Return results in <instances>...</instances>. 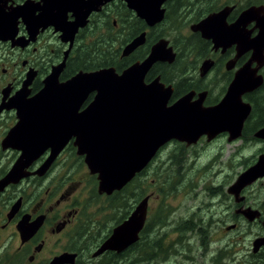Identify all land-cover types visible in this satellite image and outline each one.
Returning <instances> with one entry per match:
<instances>
[{
	"label": "flooded vegetation",
	"instance_id": "obj_1",
	"mask_svg": "<svg viewBox=\"0 0 264 264\" xmlns=\"http://www.w3.org/2000/svg\"><path fill=\"white\" fill-rule=\"evenodd\" d=\"M44 1L0 0L4 26L0 23V264H93L89 262L93 261V253L110 234L98 241L91 257L85 258L92 246H88L91 231L95 229L91 230V226L97 223L100 227L102 223L95 213L101 207L91 208L95 200L94 196L90 199L91 192H97L100 199L111 194L99 192L98 174L91 173L85 155L78 152L74 136L64 143L47 168L43 167L58 148L53 151V144L37 147L42 151L36 152L37 157L24 170L26 175L17 182L2 185L23 153L17 141L6 143L5 140L20 120L17 108L11 107L12 98L19 92L27 98L38 94L45 86V79L61 65L60 83L80 72L109 68L121 75L128 68L138 66L132 70L131 77L135 85L139 83V89H149L151 85L155 90H172L169 105L192 93L191 100L203 98L205 107L219 104L228 90H232L237 73L247 68L249 79H253L251 87L243 89L248 90L241 98L250 104L251 110L241 136L230 140L229 132H221L211 140L202 135L192 144L179 142L194 145L203 138L210 142L225 136L230 143H241L239 148L255 144L251 145L255 156L250 161L238 160L243 151L240 156L230 154L227 158L230 172L238 164L241 170L233 181L208 187L211 208L208 203L204 205L208 207L206 214L210 213L208 222H214L209 226L198 225L197 230L205 232L200 241L202 249L214 258L224 256L227 259L224 264H264V176L238 193L232 188L238 176L264 154V138L256 135L264 127V50L258 55L249 47L239 49L238 43L231 39L216 47L213 39L193 29L208 15L227 6L232 9L226 24H234L244 10L264 2L208 0L207 7H194V3L198 5L202 0H161L158 10L162 16L156 21L152 13H156L159 0L151 3L76 0L79 6H87L88 13L77 25L73 39L66 40L69 32L65 28L70 26L73 30L76 25L75 11L66 3L58 12L56 3L48 2L51 5L48 8ZM26 2L31 9L23 16L18 9ZM243 28L251 37L259 32L254 19L249 18ZM117 40L121 42L118 44ZM129 45L131 48L126 51ZM156 46L160 55L152 54ZM95 95L96 91L88 95L80 111L91 104ZM173 140L178 139L170 141ZM36 224L39 227L33 231ZM137 242L123 252L134 248ZM10 252L14 255L12 261ZM107 252L119 254L106 251L97 259ZM68 254H76L74 263L69 262Z\"/></svg>",
	"mask_w": 264,
	"mask_h": 264
},
{
	"label": "water",
	"instance_id": "obj_2",
	"mask_svg": "<svg viewBox=\"0 0 264 264\" xmlns=\"http://www.w3.org/2000/svg\"><path fill=\"white\" fill-rule=\"evenodd\" d=\"M160 1L157 2L156 13H152L156 15V21L162 16V12L158 10ZM44 2L48 8L51 6L48 2L56 3L58 12L66 3L72 6L77 17L76 25L73 30L70 26L65 28V31L69 32L65 39H73L79 23L84 21L88 13L87 6H79L76 0ZM29 6L30 3L26 2L16 9L23 16H27V10L31 9ZM231 9L232 7L227 6L208 15L193 26V29L200 30L203 37L213 39L216 47L223 45L226 39H231L238 43L239 49L249 47L254 49L256 54H262L264 5L250 6L241 13L234 24L227 25L226 17ZM249 18L256 20V27L259 28L255 37H251L249 33L246 35L244 28L242 29L247 25ZM0 23L3 26L1 13ZM128 48L131 46H127L125 50ZM152 54L160 55L158 46ZM62 67L63 65L53 69L38 94L27 98L19 92L12 98L11 107L17 108L20 120L5 140L6 143L17 141L23 153L3 179L2 185L17 182L26 175L24 170L37 157L36 152L42 151L37 147L53 144V151L58 148L43 167L47 168L64 143L74 136L78 152L85 155V162L91 173L98 174L99 192L112 194L127 185L150 163L159 148L172 139L192 144L202 135H207L210 140L221 132H229L230 140L241 136L244 121L251 110L250 104L243 102L241 98L242 93L248 90L243 89L251 87L250 81L253 79H249L247 68L237 73L232 90H228L219 104L205 107L203 98L198 101L191 100L192 93L169 105L172 90H155L151 85H148L149 89H139V83L135 85L131 77V72L139 68L138 66L128 68L121 75L109 68L80 72L68 81L60 83L58 77ZM92 91H96L94 100L80 111L81 105ZM256 135L264 138V127ZM263 176L264 154L238 176L232 186L233 191L238 193L244 186ZM150 197L149 194L142 198L130 215L113 227L110 235L93 253L94 257L106 251L121 253L139 241L140 232L147 220ZM38 227L39 224H36L32 230L36 231ZM67 256L70 258L69 262L74 263L76 254Z\"/></svg>",
	"mask_w": 264,
	"mask_h": 264
},
{
	"label": "rangeland",
	"instance_id": "obj_3",
	"mask_svg": "<svg viewBox=\"0 0 264 264\" xmlns=\"http://www.w3.org/2000/svg\"><path fill=\"white\" fill-rule=\"evenodd\" d=\"M238 1L242 3V0ZM208 4V0L207 3L202 0L199 1L198 5L194 3L193 6L201 7L203 5L207 7ZM120 42L117 40L118 44ZM214 140L208 142L206 138H203L194 145H186L177 140L166 143L149 164L145 174L136 180L130 188L132 190L130 198L132 206L131 209H128V214L143 197L152 194L149 199L147 216L148 237H141L134 248L125 253V258L118 259L117 264L225 263L227 259H224V256L214 258L212 253L202 249L203 243L200 241L203 240L205 232L197 230V226L204 224L209 226L214 222H208L210 213L206 214L208 207L204 205L209 204L211 200L208 195V187L218 182L233 181L237 177V172L241 170L242 166L238 164L230 172L229 167H227L229 162L227 158L230 154L233 157L240 156L239 153L243 151L238 160L244 158V161H250L255 156V149L251 145L255 144H244L245 149H243V147L239 148L241 143H230L225 136L217 137ZM137 193H140L139 196ZM94 195L96 194L92 191L91 200ZM94 198L91 208L104 206L105 199L96 196ZM201 205L205 206L202 211ZM209 208H211L210 204ZM198 209L203 214H199ZM95 213L102 223L99 229L96 228L91 231L92 235L88 246H92H89V254H86L85 258L91 257L100 240L99 237L103 235L109 225L112 224V227L116 222L111 210H101L100 213L98 211ZM119 215H121L119 212L115 214L116 217ZM185 222L190 224L192 228L186 229L181 235ZM111 227L108 229L109 231ZM156 239L159 240L154 245ZM158 242L160 243L158 244ZM161 244L163 249L160 250ZM13 256V253L10 252V261L14 260ZM92 259L93 261L89 262L93 264L106 262L103 256L99 259L97 257Z\"/></svg>",
	"mask_w": 264,
	"mask_h": 264
},
{
	"label": "trees",
	"instance_id": "obj_4",
	"mask_svg": "<svg viewBox=\"0 0 264 264\" xmlns=\"http://www.w3.org/2000/svg\"><path fill=\"white\" fill-rule=\"evenodd\" d=\"M253 2H264V0L262 1H258V0H249V3H253ZM149 166V165H148ZM148 166H146L141 172H139L134 180L131 182V184H127L125 185L121 190H116L114 191L111 195H109L105 200V204L104 206H102L100 209H99V213L101 212V210H111L113 213H114V217H115V224H118L120 222H122L129 214V210L128 209H131V206L132 204L130 203V198H131V192L132 190L130 188H132L133 184L136 182V180L140 177V176H143L145 174V172L147 171V168ZM96 195H94V197H98V193L95 192ZM140 193H137V195L139 196ZM98 200V199H97ZM96 200V201H97ZM95 204V203H94ZM121 213V215L119 216H115L116 213ZM193 222V221H192ZM112 225V224H111ZM111 225H109L108 229L111 227ZM149 224L147 222L146 224V227L144 228V230L142 231V238L145 236L148 237V232H149ZM99 229L97 223L96 224H93L91 226V230L92 229ZM192 226L190 224H186V222L184 223V226H183V231L181 232V235L183 234V232L186 230V229H191ZM106 230L102 236L99 237V241H102L103 239L106 238V236L111 233L109 230ZM99 232V230H98ZM110 235V234H109ZM94 239H96L95 237H93ZM160 239V238H159ZM159 239H156L154 240V245L155 243L159 240ZM185 241V240H184ZM160 242H158L159 244ZM160 250L163 249V246L161 244V246H159ZM158 248V249H159ZM130 250H127L126 252H129ZM126 252H122V253H119V254H115L114 252H107L106 254L103 255L104 257V260H106V262L104 264H117L118 262V259H122V258H125L126 256ZM116 260V262H115Z\"/></svg>",
	"mask_w": 264,
	"mask_h": 264
}]
</instances>
